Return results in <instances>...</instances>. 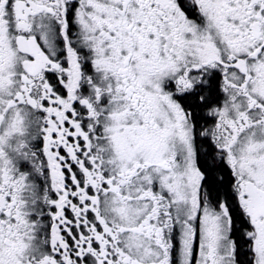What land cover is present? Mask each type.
I'll return each instance as SVG.
<instances>
[{"label": "snow or ice", "instance_id": "6c2138e0", "mask_svg": "<svg viewBox=\"0 0 264 264\" xmlns=\"http://www.w3.org/2000/svg\"><path fill=\"white\" fill-rule=\"evenodd\" d=\"M0 264H264V0H0Z\"/></svg>", "mask_w": 264, "mask_h": 264}]
</instances>
